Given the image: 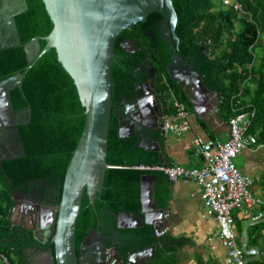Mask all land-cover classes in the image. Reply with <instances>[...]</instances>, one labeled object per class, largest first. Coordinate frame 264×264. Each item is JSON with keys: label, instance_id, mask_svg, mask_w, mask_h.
Wrapping results in <instances>:
<instances>
[{"label": "trees", "instance_id": "16d2710c", "mask_svg": "<svg viewBox=\"0 0 264 264\" xmlns=\"http://www.w3.org/2000/svg\"><path fill=\"white\" fill-rule=\"evenodd\" d=\"M172 1L178 14L176 31L181 53L193 60V67L204 83L221 94L223 109L233 114L251 107L257 109L252 132L264 141V0H236L242 10L225 4L224 0ZM27 2L28 9L16 15L22 43L36 36H47L54 27L43 0ZM162 19V13L153 12L118 36L116 50L125 57L119 55L113 64L114 100L122 95L135 97L137 78L131 70L144 58H150L167 72L163 73L166 78L160 75L162 82L158 85L166 108L174 103L172 95L186 103L182 88L167 71L173 58L171 47L161 39L152 41L146 34L151 29L157 30ZM127 37L141 45L138 52L129 54L122 48L120 43ZM40 42L43 48L47 40L41 38ZM28 64L23 45L0 48V81L19 71L26 73L21 85L10 89L14 109L21 112L31 107L25 117L29 122L18 126L23 154L0 162V246L12 264H33L24 252L31 237L13 226L9 218L14 192L21 188L29 190L32 183L53 180L59 187L60 200L67 168L86 123V108L77 85L59 60L56 48H51L26 70ZM171 112L164 107V116ZM118 126L119 120L113 115L108 151V162L113 167L107 170L102 199L96 202L101 213L107 203H111V213L120 209V202L141 209L140 181L146 170L137 166L159 162L158 152L139 146L135 135L121 137ZM97 222L96 211L85 193L77 245ZM142 233L152 236L154 229L149 225ZM0 264L4 263L0 260Z\"/></svg>", "mask_w": 264, "mask_h": 264}, {"label": "water", "instance_id": "95a60500", "mask_svg": "<svg viewBox=\"0 0 264 264\" xmlns=\"http://www.w3.org/2000/svg\"><path fill=\"white\" fill-rule=\"evenodd\" d=\"M54 27L47 36H36L22 43L16 23V15L28 9L27 0H20L8 13L10 30L14 40L1 46L23 45L27 53L29 70L47 51L56 48L58 58L75 80L80 99L86 108V123L78 145L66 171L60 202L48 205L50 209L49 240L54 246H45L47 241L35 235V252L31 257L33 264H80L77 250V228L85 193L90 204L97 211V199H102V192L108 168L113 167L108 162L109 134L111 119L119 118V135L121 137H138V144L148 151H158L159 162L163 161L159 143L150 138L148 128L160 129L162 124L150 127L143 110L137 105L135 109L127 106L124 101L118 106L113 98L115 82L112 78L113 64L120 53L116 50L118 36L125 29L144 21L153 12L163 15L162 25L170 29L174 40L179 43L176 26L178 14L172 0H43ZM41 38L47 40L42 48ZM122 48L129 53L137 50L139 45L132 38L121 41ZM0 46V47H1ZM172 62L178 56V50L173 51ZM195 81L200 91L218 98L216 90L209 88L203 81L202 75L193 67ZM26 73L16 74L0 81L4 88L6 103L9 110L15 112L8 85H21ZM194 86V83L192 84ZM139 101L138 98H136ZM197 108L196 102L193 100ZM23 112L30 113L27 106ZM131 123L126 126L124 121ZM24 122H29L25 120ZM127 128L130 130L126 133ZM22 147L23 142L19 128L16 127ZM162 131V130H161ZM163 132V131H162ZM24 149V148H23ZM25 150V149H24ZM155 174L145 173L141 177V209L136 211L119 212L120 220L132 221L133 226L151 224L158 231L163 218L168 216L164 208L159 207L158 197L153 201L152 191L146 186L147 179H155ZM14 209L18 198L15 197ZM14 224V223H13ZM101 220L99 219V225ZM22 228L27 229L22 226ZM29 230V229H27ZM30 231V230H29ZM28 231V236L30 233ZM249 236L245 233L242 249L245 254L244 264H249L259 256V250L248 248Z\"/></svg>", "mask_w": 264, "mask_h": 264}, {"label": "crops", "instance_id": "0c3cea01", "mask_svg": "<svg viewBox=\"0 0 264 264\" xmlns=\"http://www.w3.org/2000/svg\"><path fill=\"white\" fill-rule=\"evenodd\" d=\"M19 2L20 0H0V46L14 40L7 17L10 9ZM183 81L185 85L191 87L190 94L184 97L191 107L189 109L185 103L189 111L190 130L185 135L178 136L171 133L164 134L162 129L155 128L150 129L149 136L161 147L163 159L161 164H180L189 168L203 167L205 161L194 144L195 138L226 141L230 137L229 122L233 112L222 108V97L218 91V98H214L213 95L200 91L198 87L191 86L190 80L184 78ZM12 87L8 85L7 88L10 91ZM175 100L178 99L174 96V103ZM174 103L167 104L166 108L162 101L163 109L164 107L171 109L170 114H173L175 112ZM21 115L22 112L9 110L4 88L0 87V162L20 156L24 152L16 130V127L25 120V118H20ZM8 135L10 136L6 139L5 136ZM13 137H15L14 141ZM236 162L244 174L254 178L253 193L264 195V149L245 148L237 156ZM145 173L157 176L156 180L147 179L146 186H149L152 191V200L158 197L159 207L164 208L168 213V216L160 222L161 243L157 246L159 250L151 264H227V247L222 243L219 235L220 225L216 217L204 205L200 184L194 180L183 179L173 182L162 171H146ZM21 195L20 189L14 192V203L16 202L15 197L18 198V203L15 209L13 204L9 215L15 227L19 225L17 214L20 207L18 204L21 205L19 199L27 201ZM48 205L45 204L43 208L46 213L44 226L48 227L49 231L51 211ZM260 212H264V206L243 205L233 213L240 246L242 247L245 241L247 229L248 248L257 249L260 253L258 258L249 264H253L254 261L264 264V217L256 219ZM248 256L250 255L245 254V258Z\"/></svg>", "mask_w": 264, "mask_h": 264}, {"label": "flooded vegetation", "instance_id": "af4514ba", "mask_svg": "<svg viewBox=\"0 0 264 264\" xmlns=\"http://www.w3.org/2000/svg\"><path fill=\"white\" fill-rule=\"evenodd\" d=\"M162 20L157 30L155 28L151 29L149 32H146V34L152 41L156 42L161 39V41L171 47L172 51L178 50V58L170 63L167 67V71L170 72L173 80L182 88L183 93L189 95L191 87L185 85L182 79H188L190 80L191 86L194 83V86L196 88L198 87L191 68L193 67V60L181 53V49L179 48L180 41L177 43V41L174 40L170 29L164 28L162 25ZM128 38L132 37H127L125 39ZM136 43L139 45L137 50L132 53H127L134 54L141 49V45L137 41ZM156 53L159 56L160 53L158 50ZM120 56L125 57V55L121 53ZM131 72L135 78H137L135 97L131 98L122 95L121 99L116 98V104L122 106L124 101H127V106L131 109H135V105H137L143 110L142 116L146 117L150 127L151 125H161L164 117V109L162 106V98L158 92V85L162 82V80H160V75H164L167 72H164L161 66L150 58H144L140 62V65L134 67ZM164 76L165 78L167 77L166 75ZM136 98H138L139 101H135L137 100ZM21 112L22 115L20 118H25L27 113ZM130 123V119L124 121V125L126 126ZM147 129L148 133H150V128L147 127ZM125 132L129 133L130 130L127 128ZM9 136L10 135L5 136V138L7 139ZM135 136L137 137V135ZM14 138L15 137L12 138L13 141L15 140ZM20 190L23 195H21V197L26 198L27 201L21 198L19 199L21 205L18 204V206H20L18 208L19 211L16 210L18 211L19 225L16 227L27 233L30 230L29 237H31V243L26 246L24 252L25 256L31 260L35 252V248L33 247L36 242L35 235L39 239L47 241L45 246H54L52 239L49 240L50 231L47 230L48 227L44 226L46 213L43 206L45 204L57 205L60 202V191L56 181L53 180L49 182L42 181L41 183H32L29 190L25 188H21ZM119 204L121 205L120 209L113 213H111L110 209L111 203L106 204L102 213L98 210L96 211L98 218L97 225L92 227L85 238L82 239L81 243L77 245L80 264H151L152 260L156 258L159 250L157 246L161 243L160 226L157 231L151 224L146 223L144 226H133L134 223L130 220H120L121 217L119 212H137L140 209L135 210L129 208L123 202ZM99 219L101 220L100 225ZM149 225L154 229V235L152 236H147L146 233H142L144 228L149 227ZM22 226L29 230L22 228Z\"/></svg>", "mask_w": 264, "mask_h": 264}, {"label": "built area", "instance_id": "2783aa9c", "mask_svg": "<svg viewBox=\"0 0 264 264\" xmlns=\"http://www.w3.org/2000/svg\"><path fill=\"white\" fill-rule=\"evenodd\" d=\"M225 4L242 10L236 0H224ZM175 112L163 117L164 134L185 135L190 130L189 111L180 100H175ZM257 116V109L251 107L236 112L230 119V137L226 141L208 140L197 137L194 144L202 155L203 167H184L180 164H141L139 169L162 171L173 182L194 180L202 187V199L205 207L213 214L220 225V237L227 247V264H244L245 253L241 248L235 229L234 211L243 205L250 207L264 206V195H255L252 191L254 178L244 174L236 159L241 151L249 147L264 149V142L259 140L252 126ZM264 217L260 212L256 219ZM0 260L11 264L9 257L0 246Z\"/></svg>", "mask_w": 264, "mask_h": 264}, {"label": "rangeland", "instance_id": "374dc122", "mask_svg": "<svg viewBox=\"0 0 264 264\" xmlns=\"http://www.w3.org/2000/svg\"><path fill=\"white\" fill-rule=\"evenodd\" d=\"M264 38V37H263ZM171 98H174V95H172V97ZM180 98L182 99L183 98V96L182 95H180ZM186 104H187V102H186ZM188 105V108L189 109H191V107L189 106V104H187ZM5 264V263H4ZM12 264V263H11Z\"/></svg>", "mask_w": 264, "mask_h": 264}]
</instances>
